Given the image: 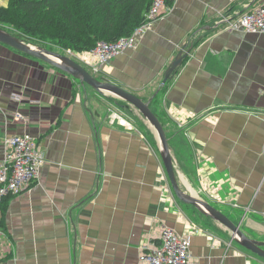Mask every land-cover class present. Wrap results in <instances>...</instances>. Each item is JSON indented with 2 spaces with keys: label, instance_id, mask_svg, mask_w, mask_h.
Wrapping results in <instances>:
<instances>
[{
  "label": "crops",
  "instance_id": "1",
  "mask_svg": "<svg viewBox=\"0 0 264 264\" xmlns=\"http://www.w3.org/2000/svg\"><path fill=\"white\" fill-rule=\"evenodd\" d=\"M170 2L138 46L100 72L84 53L69 56L152 98L182 189L264 242V33L227 28L264 0ZM185 46L187 60L161 91ZM127 104L0 42V158L4 139L24 133L46 158L33 186L9 199L0 264H140L163 226L190 236L191 264H264L176 196L155 128Z\"/></svg>",
  "mask_w": 264,
  "mask_h": 264
},
{
  "label": "trees",
  "instance_id": "2",
  "mask_svg": "<svg viewBox=\"0 0 264 264\" xmlns=\"http://www.w3.org/2000/svg\"><path fill=\"white\" fill-rule=\"evenodd\" d=\"M165 1L170 5V0ZM152 3L153 0H9L7 6H0V26L28 43L83 53L93 50L99 41L112 42L130 35L145 22ZM166 87L167 83L160 90ZM159 95L160 92L153 101ZM156 115L164 126L162 117ZM11 198L5 197L0 203V207L6 204L0 211V227L5 223Z\"/></svg>",
  "mask_w": 264,
  "mask_h": 264
},
{
  "label": "built area",
  "instance_id": "3",
  "mask_svg": "<svg viewBox=\"0 0 264 264\" xmlns=\"http://www.w3.org/2000/svg\"><path fill=\"white\" fill-rule=\"evenodd\" d=\"M167 9L165 0H153L146 14L145 22L130 35L112 42L99 41L93 50L83 52L88 56L93 72H100L106 64L123 51L136 48L144 31L163 17ZM227 28L264 33V4L228 21ZM66 52L71 56H76L79 53L72 50H66ZM14 98L20 101L22 96L15 94ZM114 117L122 120V117L113 115L111 118L113 121ZM45 164V155L32 134L7 136L4 139V154L0 158V203L5 197L18 196L30 189L40 178ZM159 238L161 241L159 246L142 251L139 257L140 264H191L190 236L180 234L174 228L163 226Z\"/></svg>",
  "mask_w": 264,
  "mask_h": 264
},
{
  "label": "water",
  "instance_id": "4",
  "mask_svg": "<svg viewBox=\"0 0 264 264\" xmlns=\"http://www.w3.org/2000/svg\"><path fill=\"white\" fill-rule=\"evenodd\" d=\"M0 42L31 57L40 59L46 63H49L50 65H53L57 69L66 72L74 78L80 80L82 85L87 84L92 86L97 92L101 94H105L107 92L121 98L128 103L127 105H124L126 108L134 107L139 110L143 117L147 119L149 123L155 128L158 134L161 145L162 159L176 196L184 203L194 205L205 215L222 223L235 234V239L240 245L264 258V242L249 237L242 229H240V225L235 224L222 211L204 199L182 189L178 181L174 159L171 154L169 138L162 122L150 107L152 98L148 101H144L139 96L127 91L115 83H112L104 78H97L73 57L61 54L44 46L28 43L25 40L13 35L11 32L1 26ZM185 48L186 46L179 51L174 61L168 67L161 86H164L167 81L171 79L175 70L183 64L184 59L189 55L191 50L189 49L185 51Z\"/></svg>",
  "mask_w": 264,
  "mask_h": 264
},
{
  "label": "rangeland",
  "instance_id": "5",
  "mask_svg": "<svg viewBox=\"0 0 264 264\" xmlns=\"http://www.w3.org/2000/svg\"><path fill=\"white\" fill-rule=\"evenodd\" d=\"M47 48H49V49H51V50H54V51H56V52H59V53H61V54H65V55L68 54V53L66 52V50H63V49H61V48H59V47H57V46L48 45ZM240 229H241V228H240ZM234 236H235V234H234ZM249 237H250V236H249ZM191 246H192V244H191ZM190 252H191V247H190ZM191 258H192V254H191Z\"/></svg>",
  "mask_w": 264,
  "mask_h": 264
}]
</instances>
